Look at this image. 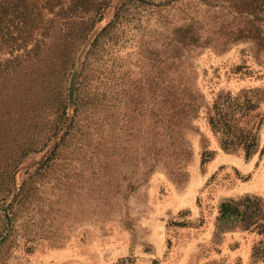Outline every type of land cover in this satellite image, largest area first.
Here are the masks:
<instances>
[{"label":"rangeland","instance_id":"obj_1","mask_svg":"<svg viewBox=\"0 0 264 264\" xmlns=\"http://www.w3.org/2000/svg\"><path fill=\"white\" fill-rule=\"evenodd\" d=\"M208 1L214 2L178 0L162 17L150 10L135 13L123 40L104 56L109 107L82 116L78 124L90 130L89 137L39 169L32 202L0 242V264H264V45L250 39L223 43L219 29L231 17L221 6L226 4L206 6ZM117 3L106 9L98 28ZM180 16L191 19L208 43L191 47L175 65L189 86L187 112L175 120L162 114L159 95L150 101L146 88L149 56L160 61L163 55L165 20ZM162 66L152 68L158 72ZM154 81L160 86L158 74ZM245 91L257 102L241 120L258 126L257 148L248 157L222 149L208 122L216 97ZM17 99L10 98L13 112L4 116L7 130L0 128V147L8 150L11 135L21 140L37 134L33 127L20 133L28 106ZM171 123L177 125L167 128ZM56 140L22 159L17 185ZM203 152L211 156L203 160ZM254 198L258 211L250 217L221 218L222 202H240L250 212Z\"/></svg>","mask_w":264,"mask_h":264},{"label":"trees","instance_id":"obj_2","mask_svg":"<svg viewBox=\"0 0 264 264\" xmlns=\"http://www.w3.org/2000/svg\"><path fill=\"white\" fill-rule=\"evenodd\" d=\"M113 1L0 0V107L5 105V109L0 108V128L5 125L4 116L13 112L9 107L10 98L17 95L15 101L24 99L22 106H28L25 116H22L20 133L24 135L31 127L37 128L36 135L21 140L11 135L6 142L7 146L13 144L8 147L10 150L0 147L3 149L0 158V242L8 238V230L13 229L19 211L32 202L39 169L53 163L73 143L89 137L90 130H83L78 124L82 116L96 114L109 107V85L106 87L105 84L109 76L102 71L107 67L104 56H108L114 45L123 40L125 28L135 13L150 10L162 17V12H170L178 0H117L113 16L98 28L97 23L102 21ZM216 1L204 4L212 6V2L218 3ZM220 1L226 4L221 6L231 17L219 29L220 35L225 38L223 43L250 39L264 45V0ZM163 17L167 18L166 13ZM160 35L163 55L160 61L156 56H149L152 62L146 90L150 101L156 100V95L160 96V103L165 105L162 114L178 120L187 112L183 100L189 86L182 81L184 71L178 70L175 65L182 62L191 47L204 46L208 41H202L201 33L192 20L183 16L177 17L174 22L165 20ZM152 47L153 54L157 55V48ZM78 58L79 70L72 81L70 75ZM159 63L163 64L162 68L154 71L152 66L156 67ZM157 74L160 86L154 81ZM248 92L240 97L219 95L208 111V122L219 137L222 149L242 150L246 157L256 150L258 144V126L249 127L241 122L257 106L253 95ZM262 119L263 115L258 124ZM173 125L177 124L171 123L167 128ZM4 128L7 130L6 125ZM56 137L40 165L28 172L17 185L14 177L22 159L45 149ZM203 156H206L205 160L211 154L203 152ZM245 200L249 202L250 197ZM240 204L222 202L221 218L232 214L247 218L258 211L255 198L252 200L255 208L250 212L247 211L248 206Z\"/></svg>","mask_w":264,"mask_h":264}]
</instances>
